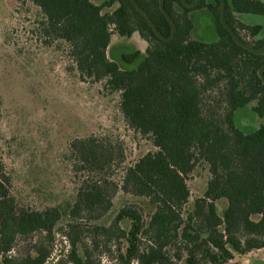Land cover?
<instances>
[{"label":"trees","instance_id":"obj_1","mask_svg":"<svg viewBox=\"0 0 264 264\" xmlns=\"http://www.w3.org/2000/svg\"><path fill=\"white\" fill-rule=\"evenodd\" d=\"M17 1L35 8L41 41L65 48L81 80L118 93L126 124L156 150L123 169L119 187L144 197L151 205L148 218L134 205H121L107 224L92 226L88 242L79 215L96 218L110 210L102 175L123 160L121 147L93 136L75 139L70 145L89 176L72 204L43 209L16 200L0 161V264H44L64 216L68 249L54 264H100L93 252L99 246L114 253L115 264H172L182 255L183 264H227L235 254L264 249V122L244 133L233 121L234 111L251 102L264 119L263 26L238 18L264 15V0ZM201 8L212 15L214 42L191 37L190 12ZM114 33H137L145 41L137 67L122 69L108 57ZM140 54L133 49L122 59ZM198 165L209 176L186 209V180ZM19 240L27 249L12 254Z\"/></svg>","mask_w":264,"mask_h":264},{"label":"rangeland","instance_id":"obj_2","mask_svg":"<svg viewBox=\"0 0 264 264\" xmlns=\"http://www.w3.org/2000/svg\"><path fill=\"white\" fill-rule=\"evenodd\" d=\"M92 1L100 4L103 0ZM35 17L36 10L30 4L0 0V161L11 179V193L16 200L43 209L72 204L77 189L89 176L80 169L70 145L75 139L93 136L100 142L121 147L123 160L115 162L108 174L102 175L107 179L110 210L101 217L94 214L96 218L84 212L79 215L81 236H86L88 242L92 226L107 224L121 205H134L148 218L151 205L144 197L122 192L119 187L122 170L156 148L148 136L126 124L119 110L117 92L105 88L102 82L81 80L72 69L65 48L47 46L41 41L33 24ZM190 17L192 38L208 43L217 40L212 15L206 8L191 11ZM238 18L246 23L262 24L264 34V15L243 13ZM145 46L137 33L130 37L114 33L107 55L122 69H133L143 59ZM133 49L141 54L132 61H124L122 55ZM253 105L251 102L234 111V124L244 133L254 131L264 122L252 109ZM208 176L203 165L196 166L188 175L190 197L186 209L195 197L202 195ZM225 203V199L216 201L218 212ZM67 221L68 217L64 216L56 224L51 254L44 264H54L60 257L64 260L68 242L62 234ZM27 246L17 241L12 254H23ZM101 248L93 251L99 263L115 264L114 253L101 252ZM183 258L184 255L180 259L172 257V264H183ZM227 264H264V249L235 254Z\"/></svg>","mask_w":264,"mask_h":264}]
</instances>
